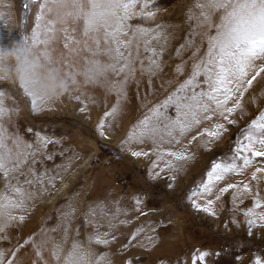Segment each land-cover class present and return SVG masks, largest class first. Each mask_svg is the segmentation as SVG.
<instances>
[{"label":"rangeland","instance_id":"1","mask_svg":"<svg viewBox=\"0 0 264 264\" xmlns=\"http://www.w3.org/2000/svg\"><path fill=\"white\" fill-rule=\"evenodd\" d=\"M198 2L137 0L121 37L127 46L117 56L108 52L114 45L105 43L103 29L85 36L66 15L74 12L71 0L51 12L41 11L44 0H0V50H29L37 65L32 90L42 97L33 110L16 55H5L0 136L12 162L7 174L0 170V195L4 204L21 206L0 216V264H64L74 244L90 264L264 260V173L256 172L264 157L242 150L252 122L264 114V74L226 105L216 108L213 101L211 119L183 134L169 127L178 104L207 91L203 75L186 83L207 51ZM93 62L97 74L89 71ZM256 64L258 70L264 60ZM237 101L240 107L228 113ZM217 124L219 136L201 135ZM111 145L122 160L110 158ZM244 156L252 161L247 167ZM233 162L237 171L219 181L214 173L209 183L214 165ZM229 184L237 187L221 191Z\"/></svg>","mask_w":264,"mask_h":264},{"label":"snow or ice","instance_id":"2","mask_svg":"<svg viewBox=\"0 0 264 264\" xmlns=\"http://www.w3.org/2000/svg\"><path fill=\"white\" fill-rule=\"evenodd\" d=\"M68 2L69 0H44L40 8L41 11L46 9L51 12L54 8L68 6ZM136 2L137 0H71L74 12L66 13V15L81 23L85 36H88L89 33H99L103 29L105 43L111 41L114 45L108 49V52L122 56L121 46H127L128 43L121 39L122 36L127 35L125 21L130 19ZM196 7L200 9L199 17L196 18L197 27L204 30V35L207 38V51L200 62L193 66L194 70L186 83L192 85L197 77L203 75L207 91H201L198 94L194 92L191 97L186 98V103L178 104L176 119L169 127L179 129L181 134L189 131L193 126L199 125L201 119H211L207 113L212 111L211 104L213 101L216 108L226 105L236 93L247 92L252 88L253 82L264 74V66L257 70L256 64L257 61L264 60V0H200ZM138 33L142 35L144 30H138ZM96 43L99 46L98 40ZM13 54L16 55L20 86L25 94L31 98V104L35 110L37 99H42L32 90V86L36 83L34 77L36 76L35 68L37 65L29 59L30 53L27 49H21L16 53L11 51L4 53L3 50H0V63L4 61L5 55L11 56ZM89 71L97 74L99 63L93 62V68ZM51 87L54 91L55 83ZM59 87L65 88L66 85L61 82ZM220 94L223 95V100L220 99ZM239 107L240 103L237 101L233 107L227 108L226 111L231 113ZM6 111L4 93L0 92V118L6 114ZM115 111L114 108L113 112L106 113L105 116H110ZM216 129L217 131L205 130L201 135L217 137L221 134L223 125L217 124ZM148 131L146 129L145 133ZM246 140L248 143L242 146V150L251 153L254 157H264V114L261 115L259 121L252 122ZM257 144L259 148L256 147ZM0 150H3L0 151V170L7 174L8 165L12 162L11 150L7 149L3 136H0ZM133 154L140 155V153ZM251 163L252 161L248 156L243 157L245 167ZM234 171H237L235 162L227 167L216 164L212 172L209 173V183H211L214 173L216 174L215 179L219 181L223 179L224 173ZM256 172L264 173V168H257ZM255 178L256 174L253 173V179ZM203 187L206 192L211 191L207 184ZM236 187V185L229 184L221 191L226 192L229 188ZM244 189L251 191L247 184L244 185ZM15 191L19 192V189ZM5 199L7 197L0 195V216L5 214L6 208L21 206L19 202L11 200L4 204ZM212 203L213 201H208L209 205ZM257 206L259 207V204ZM204 210L210 211V208ZM248 215H252L251 211ZM9 219H13L10 214ZM19 219L22 220L23 217ZM248 223L251 225L254 221L249 220ZM0 231L3 229L0 228ZM102 242L107 243V241ZM208 255L209 253L206 251L200 252L198 259L204 260ZM9 264L12 262L9 261ZM64 264H90V262L87 255L81 252L80 246L74 244L72 250L65 257ZM253 264H264V260L256 257Z\"/></svg>","mask_w":264,"mask_h":264},{"label":"built area","instance_id":"3","mask_svg":"<svg viewBox=\"0 0 264 264\" xmlns=\"http://www.w3.org/2000/svg\"><path fill=\"white\" fill-rule=\"evenodd\" d=\"M105 145L108 146V144H105ZM110 158H112L114 161L122 160L123 154H122L121 149L119 147H117V145H111V156H110ZM98 160H99V158L97 157L95 165L99 162Z\"/></svg>","mask_w":264,"mask_h":264},{"label":"bare ground","instance_id":"4","mask_svg":"<svg viewBox=\"0 0 264 264\" xmlns=\"http://www.w3.org/2000/svg\"><path fill=\"white\" fill-rule=\"evenodd\" d=\"M66 187H67V184L64 185V188H66Z\"/></svg>","mask_w":264,"mask_h":264}]
</instances>
